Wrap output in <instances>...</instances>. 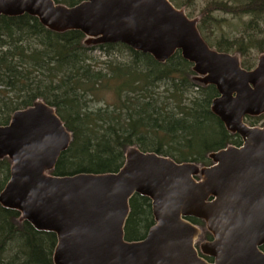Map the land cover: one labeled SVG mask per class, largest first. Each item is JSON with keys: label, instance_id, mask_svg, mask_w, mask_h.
I'll return each mask as SVG.
<instances>
[{"label": "water", "instance_id": "95a60500", "mask_svg": "<svg viewBox=\"0 0 264 264\" xmlns=\"http://www.w3.org/2000/svg\"><path fill=\"white\" fill-rule=\"evenodd\" d=\"M35 17L55 32L79 31L85 44H124L166 62L176 51L193 79L217 91L210 112L241 139L207 154L211 164L126 149L116 172L54 176L71 135L41 100L0 125V159L10 162L0 206L36 231L55 234L53 264H264V127L246 117L264 114V53L245 69L237 53L211 48L198 18L169 0H0V15ZM134 195L150 200L153 225L126 241ZM202 220L211 239L196 247ZM205 257L211 259L208 261Z\"/></svg>", "mask_w": 264, "mask_h": 264}, {"label": "trees", "instance_id": "16d2710c", "mask_svg": "<svg viewBox=\"0 0 264 264\" xmlns=\"http://www.w3.org/2000/svg\"><path fill=\"white\" fill-rule=\"evenodd\" d=\"M53 1L72 6L82 0ZM191 1L185 0V6ZM216 12L249 20L237 35L216 37L221 21ZM197 27L210 47L237 53L241 66L250 69L249 51L264 53V0H208ZM85 40L75 30L52 32L26 14L0 15V125L14 111L41 100L55 109L71 135L49 174L116 172L131 146L207 166L208 153L241 144L210 112L215 87L195 81L191 64L179 51L158 63L124 44L92 45ZM263 118L245 120L256 126ZM9 166L7 158L0 159V191ZM188 220L201 229L196 246L211 239L202 220ZM153 223L150 200L132 196L124 239H142ZM55 243V234L36 231L19 221L17 211L0 206V264H53Z\"/></svg>", "mask_w": 264, "mask_h": 264}, {"label": "rangeland", "instance_id": "374dc122", "mask_svg": "<svg viewBox=\"0 0 264 264\" xmlns=\"http://www.w3.org/2000/svg\"><path fill=\"white\" fill-rule=\"evenodd\" d=\"M175 7L177 8H183L186 14H190L191 18H199V13L200 10L203 8V6L205 5V3L208 0H192L191 2H189L188 5L185 6V0H169ZM215 17H218L219 19H221V21L219 22V25L215 28V33L214 35L216 37H219V35L221 34H227L229 35H237L240 30H241V24L243 22H246L249 20V16H242L240 18L237 17H232V16H228V15H224V14H220V13H214ZM260 54L255 52V51H249V53L247 54L248 57V61L250 63H252V66H255L257 58ZM244 122L248 125L247 121L244 120ZM256 126L259 127H264V118L259 120V122H257ZM200 243V241L198 242V244Z\"/></svg>", "mask_w": 264, "mask_h": 264}, {"label": "bare ground", "instance_id": "6f19581e", "mask_svg": "<svg viewBox=\"0 0 264 264\" xmlns=\"http://www.w3.org/2000/svg\"><path fill=\"white\" fill-rule=\"evenodd\" d=\"M84 36V35H83ZM85 37V36H84ZM120 44V43H119ZM212 48V47H211ZM249 124V123H248ZM253 125V124H252Z\"/></svg>", "mask_w": 264, "mask_h": 264}, {"label": "flooded vegetation", "instance_id": "af4514ba", "mask_svg": "<svg viewBox=\"0 0 264 264\" xmlns=\"http://www.w3.org/2000/svg\"><path fill=\"white\" fill-rule=\"evenodd\" d=\"M197 226V225H196ZM197 227H199V226H197Z\"/></svg>", "mask_w": 264, "mask_h": 264}]
</instances>
